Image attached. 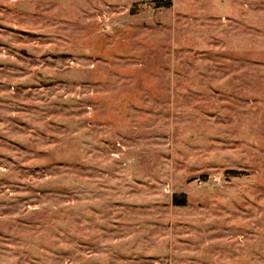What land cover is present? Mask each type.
I'll return each mask as SVG.
<instances>
[{
    "label": "rangeland",
    "instance_id": "obj_1",
    "mask_svg": "<svg viewBox=\"0 0 264 264\" xmlns=\"http://www.w3.org/2000/svg\"><path fill=\"white\" fill-rule=\"evenodd\" d=\"M0 264H264V0H0Z\"/></svg>",
    "mask_w": 264,
    "mask_h": 264
},
{
    "label": "trees",
    "instance_id": "obj_2",
    "mask_svg": "<svg viewBox=\"0 0 264 264\" xmlns=\"http://www.w3.org/2000/svg\"><path fill=\"white\" fill-rule=\"evenodd\" d=\"M185 202V199L178 200L176 197L174 198V204L183 205Z\"/></svg>",
    "mask_w": 264,
    "mask_h": 264
}]
</instances>
